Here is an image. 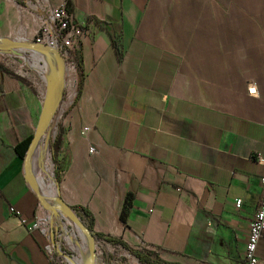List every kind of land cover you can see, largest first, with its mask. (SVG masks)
Here are the masks:
<instances>
[{"label":"crops","instance_id":"1","mask_svg":"<svg viewBox=\"0 0 264 264\" xmlns=\"http://www.w3.org/2000/svg\"><path fill=\"white\" fill-rule=\"evenodd\" d=\"M63 1L0 0V53L28 65L0 61V264H48V239L31 227L37 196L13 147L56 93L53 66L2 44L31 43ZM66 1L83 26L54 119L59 200L84 208L94 232L161 260L243 264L264 176V0ZM69 78H81L78 92ZM29 164L53 194L31 153ZM256 255L264 264V235Z\"/></svg>","mask_w":264,"mask_h":264},{"label":"built area","instance_id":"2","mask_svg":"<svg viewBox=\"0 0 264 264\" xmlns=\"http://www.w3.org/2000/svg\"><path fill=\"white\" fill-rule=\"evenodd\" d=\"M67 1H63L50 11L46 19L41 21L35 35L31 39V42L37 49L50 51L55 59L56 56L53 51L57 52L61 58L63 69H67L70 72V76L76 71L77 65L75 61L74 48L77 45V37L81 32L83 23L73 20L70 12L66 8ZM251 92V89H248ZM84 130L87 127L83 128ZM91 146L87 148L88 153H92ZM258 162L264 165V159H259ZM261 184V198L258 202L257 208L248 222V232L246 242L243 247L242 257L243 264H259V259L256 255L257 243L264 235V176L259 178ZM55 194V191H54ZM235 208H239L241 205V199L236 198L233 202ZM42 205L39 204V214L35 216L31 225L33 229L38 228L44 236L48 239L44 246V252L47 257L48 264H73L75 260L72 248L67 240L68 234L72 232L71 220L64 214H61L58 210L54 211L58 215V221L54 222L50 217H46ZM15 215L18 212L9 208ZM75 215L80 221L87 227L86 220L79 211L73 209ZM82 218V219H81ZM66 219L69 220L66 222ZM73 223V222H72ZM69 225L70 231L65 227ZM80 230V229H79ZM81 231V230H80ZM76 240L80 241L78 235L75 236ZM94 244L99 246V242H105L94 236ZM76 251V250H75ZM77 252V251H76Z\"/></svg>","mask_w":264,"mask_h":264},{"label":"water","instance_id":"3","mask_svg":"<svg viewBox=\"0 0 264 264\" xmlns=\"http://www.w3.org/2000/svg\"><path fill=\"white\" fill-rule=\"evenodd\" d=\"M3 46L10 47L13 49V46H20V47H27V48H36L35 45L32 43H18L14 41H9L5 42L2 44ZM45 50L49 48H44L41 47ZM15 50V49H14ZM55 56H56V62H57V68H58V77H57V85H56V93L53 97V99H49L47 107H48V112L44 118V120L41 122L39 125L38 129L35 131V133L32 135V139L27 147L26 154L24 157V171L26 178L31 184V187L36 193L37 196V201L40 205H42L45 208H49L52 212L54 211H60L64 215H66L88 238L91 240L90 243V257L91 260L94 258V251H93V244L92 240L94 239V231L90 228H87L81 221L80 219L75 215L73 212V207L68 206L61 202L57 196V181L53 178V184H54V191L55 194L52 197H45V195L42 193V191L39 188L37 180L33 177V174L31 173V167L29 164V156L31 151L33 150L34 145L38 141V139L44 134V130L46 125L48 124L51 115L53 114L55 108L60 104L61 98H62V92H63V80H62V73H63V64L61 61V58L59 54L55 51H53ZM55 119V118H54ZM54 121V120H53ZM48 134V133H47ZM47 139V137H46ZM91 264V263H90Z\"/></svg>","mask_w":264,"mask_h":264},{"label":"bare ground","instance_id":"4","mask_svg":"<svg viewBox=\"0 0 264 264\" xmlns=\"http://www.w3.org/2000/svg\"><path fill=\"white\" fill-rule=\"evenodd\" d=\"M32 43V42H31ZM33 50V55H34V60L40 65V62L42 64V60L46 61L49 63L51 66H53L56 70L55 78L58 76V68H57V62L54 57V55L50 51H45L37 48H32ZM70 76V72L67 69H63L62 73V80L64 83V79L68 78ZM56 85H57V79H56ZM48 152L47 150V142L46 143H41L39 141L36 142V144L33 147V150L31 151V161L33 163V167L35 168V174L37 175L38 178L42 179H50L51 183L53 184V173H52V165H48L46 163V160L44 158V163H43V157L44 155ZM44 154V155H43ZM43 163V164H42ZM47 176V178H46ZM54 188V184H53ZM43 191L45 197H52L54 195L51 194L47 188L44 187L43 185ZM60 212V211H59ZM46 217H50L51 210L49 208H46V211L44 212ZM63 214L62 212H60ZM69 220L66 219V222ZM71 227H72V232L68 234L67 240L69 245L74 248L77 253L78 257H75V260L72 261L73 264H103L102 258L97 257L96 251L100 250V247L98 245L94 244V240H92L93 244V251H94V258L91 260L90 257V243L91 240L86 236L82 231L79 230V228L71 222ZM78 235L80 237V241L76 240L75 236Z\"/></svg>","mask_w":264,"mask_h":264},{"label":"rangeland","instance_id":"5","mask_svg":"<svg viewBox=\"0 0 264 264\" xmlns=\"http://www.w3.org/2000/svg\"><path fill=\"white\" fill-rule=\"evenodd\" d=\"M179 7H181V5H179ZM193 9L195 10V13H198V12L201 13L202 12L200 10V8H197L196 5H195V7ZM221 9L222 10H226L227 9L225 3H222ZM191 13L192 12H190V14ZM208 15H212V14H210V13H208V14L204 13L203 14V16H207V17H208ZM200 23H204L203 19L200 20ZM196 25H200V24H196ZM22 52L26 53V54L29 53L28 51L27 52L22 51ZM6 60H8L10 62L13 60L14 61V63H13L14 65L20 63L23 66V68H26L28 66L24 61H22L18 57L7 56V55H4V54L0 53V61L5 62ZM34 75H35V78H39V76H40V74H38L37 72H34ZM41 81L42 80H40V84H41ZM68 83H69V86H71V88L74 87V86L77 87V84L74 83L72 78H69V82ZM64 94H65V84L63 85V92H62L61 102L62 101L64 102L65 98H67V97L64 96ZM61 102L58 105V108H57V111H56V115H57V112H58V109H59L60 105L63 104V102L62 103ZM55 133H56V130H55V125H54V121H53V123H52V125H51V127H50V129L48 131L47 136H45V137H47V150H48V152L45 155L43 154L44 155L43 163L46 160V163L48 165H50V164L52 165V173H53V163H52V160H51V155H50V150H49V143L51 142V140L54 137ZM44 158H45V160H44ZM46 178H47V176H46ZM53 178H54V175H53ZM50 181H51L50 179H47V182L50 183L49 188L51 190L53 188V184ZM51 219L54 222L58 221V215H56L55 212H52ZM65 228L68 231H70V226L69 225H67ZM99 247H100V250L96 251V255H97V257L102 258L103 264H141V263H139L137 261V259L134 256H132L131 254H129L128 252L123 250L121 247H114V246L109 245L106 242H99ZM73 254H74V256H77V252L75 250L73 251Z\"/></svg>","mask_w":264,"mask_h":264},{"label":"trees","instance_id":"6","mask_svg":"<svg viewBox=\"0 0 264 264\" xmlns=\"http://www.w3.org/2000/svg\"><path fill=\"white\" fill-rule=\"evenodd\" d=\"M66 8H67L68 11H70V3L68 1L66 3ZM13 49H15V50L19 49V50H22L24 52H27L20 46H13ZM29 53L27 55H29ZM40 66H42L41 62H40ZM57 77L58 76H56V79H57ZM80 81H81V78H79V80L77 82L76 92H78ZM57 108H58V106L55 108L53 114L51 115V118H50L48 124L45 127L43 136H47V133H48V131H49V129H50L52 123H53V120H54V118L56 116ZM31 139H32V136L29 135V136L19 140L14 145L13 150H14V152H15V154L17 156L22 157V158L25 157L26 150H27V147H28ZM57 140H58V137H57V133H56L55 136L53 137L52 141L49 143V150H50L51 160H52V163H53V175H54V179L56 181H58V179H59V169H58L57 162H56V159H55V146H56ZM74 209L79 211L84 216L88 215V212L84 208L74 207ZM94 235L98 239L104 240L106 242H109L112 245H114V244L120 245L129 254L134 256L137 259V261L139 263H141V264H180V263L175 262V261L161 260L153 252L148 251V250H144L143 251V250H138V249H132V248L128 247L126 244H124L123 242H121L120 240H118V239H116L114 237H110V236H107V235H104V234H101V233H97V232H94Z\"/></svg>","mask_w":264,"mask_h":264}]
</instances>
